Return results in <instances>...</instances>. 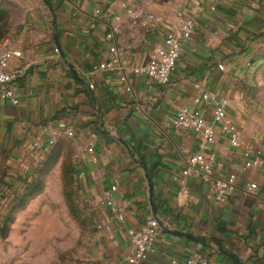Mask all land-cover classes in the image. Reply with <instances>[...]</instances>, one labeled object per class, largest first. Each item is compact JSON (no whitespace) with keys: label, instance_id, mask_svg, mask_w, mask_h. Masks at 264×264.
I'll return each instance as SVG.
<instances>
[{"label":"crops","instance_id":"0c3cea01","mask_svg":"<svg viewBox=\"0 0 264 264\" xmlns=\"http://www.w3.org/2000/svg\"><path fill=\"white\" fill-rule=\"evenodd\" d=\"M124 1L0 0V51L22 53L9 64L20 101L0 100L2 193L26 190L33 164L48 152L61 159L67 154L90 228L86 248L71 264H132L127 230L151 218L159 219L161 232L149 257L135 264L184 261L195 250L207 264H236L218 244L245 264H264V156L246 169L242 150L217 127L210 146L218 157L213 175L238 173L230 197L218 202L209 195L212 179L196 173L182 182L180 173L201 137L172 123L183 105L199 108L213 123V104L194 102L207 91L230 100L228 115L243 139L264 150V118L253 108L248 87L254 54L264 50V0H138L160 17L153 29L124 15ZM181 15L196 25L170 81L162 86L135 73ZM113 45L120 48L117 67L94 71L112 58ZM48 129L58 133L56 143L40 153L31 144L45 141ZM68 129L75 135L69 137ZM249 181L259 185L256 193L246 189ZM114 183L123 221L105 198Z\"/></svg>","mask_w":264,"mask_h":264},{"label":"built area","instance_id":"2783aa9c","mask_svg":"<svg viewBox=\"0 0 264 264\" xmlns=\"http://www.w3.org/2000/svg\"><path fill=\"white\" fill-rule=\"evenodd\" d=\"M123 14L133 19V21H146L152 29L160 22V17L155 13L147 11L142 7L138 0H125L122 4ZM215 8V7H213ZM120 17V16H119ZM119 17H117L119 19ZM196 21L192 17L181 15L179 21L171 24L165 36L163 44L153 53L150 59L141 67L134 68V72L144 75L149 81L158 85H166L174 72L176 71L183 43L189 39L195 30ZM117 31L118 29L115 28ZM112 36V35H111ZM113 54L108 61L99 63L93 67L94 71L100 69L116 68L120 62V48L118 45L111 47ZM20 51L6 47L0 51V100L12 104H18L20 101L17 92L16 79L12 71H10V60L15 55H21ZM221 67H223L221 65ZM123 81L128 82V76L123 73L121 76ZM91 87L94 84L91 83ZM127 91H132V86H127ZM195 103L209 102L214 106L213 123H209L202 112L197 107L183 105L180 107L176 116L173 118V125L180 129H192L201 137L200 148L197 152L190 155L186 160V167L182 169L180 176L184 183L188 177L196 173H201L207 181L212 179L210 197L218 202L224 203L229 197L238 181V173L232 172L228 175L214 176V167L217 162V153L211 149V145L217 137V127L228 137L232 147L241 149L245 158V168L249 169L261 163L264 156V150L256 147L253 143L246 142L237 123L228 115V106L230 100L228 98H218L215 95L204 91L194 98ZM69 137L75 135L71 129L66 131ZM47 139H38L31 146L40 153L50 149L56 143V135L50 129L47 130ZM92 150V147H90ZM246 189L252 193H256L260 187L257 183L249 181ZM118 190L117 183H114L110 189L105 192L107 204L110 206L114 216L123 221L125 219L124 210L115 202L114 193ZM184 193H188L187 187L183 189ZM161 232L160 221L157 218H151L145 225L139 228L131 227L127 233L131 240V254L128 256L130 263L135 264L145 260L153 251V243ZM170 264H207L206 258L202 251L195 250L184 261L172 259Z\"/></svg>","mask_w":264,"mask_h":264},{"label":"rangeland","instance_id":"374dc122","mask_svg":"<svg viewBox=\"0 0 264 264\" xmlns=\"http://www.w3.org/2000/svg\"><path fill=\"white\" fill-rule=\"evenodd\" d=\"M248 87L253 108L264 118V50L254 54ZM61 156L51 151L33 164L26 190L0 189V264H71L86 248L88 217L72 182V159Z\"/></svg>","mask_w":264,"mask_h":264},{"label":"water","instance_id":"95a60500","mask_svg":"<svg viewBox=\"0 0 264 264\" xmlns=\"http://www.w3.org/2000/svg\"><path fill=\"white\" fill-rule=\"evenodd\" d=\"M177 234L186 235L190 238H193L198 241L206 242V239L202 236H196L192 233L183 232L180 230L174 231ZM221 251H223L225 254H227L236 264H245L235 253L225 249L221 244H218Z\"/></svg>","mask_w":264,"mask_h":264},{"label":"trees","instance_id":"16d2710c","mask_svg":"<svg viewBox=\"0 0 264 264\" xmlns=\"http://www.w3.org/2000/svg\"><path fill=\"white\" fill-rule=\"evenodd\" d=\"M253 58H254V57H253ZM255 59L257 60L258 58L255 57ZM252 64H253V62H252ZM71 166H72V165H71ZM71 166L69 167V171H73V168H72ZM67 176H68V178H70V180H71L72 177H71L69 174H68ZM72 182L74 183V179H73ZM30 192H31V191H30ZM31 194H33V193H29V195H31Z\"/></svg>","mask_w":264,"mask_h":264}]
</instances>
